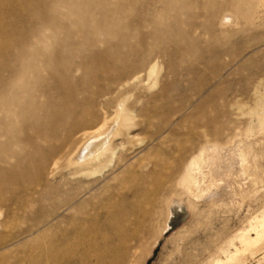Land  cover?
<instances>
[{
    "label": "rangeland",
    "instance_id": "1",
    "mask_svg": "<svg viewBox=\"0 0 264 264\" xmlns=\"http://www.w3.org/2000/svg\"><path fill=\"white\" fill-rule=\"evenodd\" d=\"M167 3V9L155 17L169 20L170 29L162 28L158 40L145 42L146 47L159 49L154 60L146 62L138 79L111 85L113 93L96 97L89 107L93 117L86 129H97L101 122L119 129L112 143L119 149L115 163L109 166L112 155L108 154L101 163L86 167L88 174L83 175V169L70 162L68 150H61V143L41 142L44 155L23 147L22 152L35 155L26 159L24 181L0 188V239L11 240L0 244V260L8 256L9 249L4 248L20 238L24 248L14 254L13 263L5 264L38 256L52 260L64 256L73 258L74 264H216L218 260L235 264L227 261L236 254L243 257L236 264H264L263 242L253 250L244 245L246 238L264 231V0ZM1 14L0 36H14L17 44L23 29L16 22L26 12L6 8ZM149 31L153 28L144 29ZM70 41L63 35L56 42ZM165 49L167 54H162ZM155 62L156 73L149 78ZM121 106L126 114L123 121L117 115ZM82 141L81 134L74 136L70 150L75 152ZM225 148L230 158L239 152L246 162L243 169L235 156L233 176H224L220 188L214 173L226 170ZM54 149L61 150L62 157L50 155ZM195 159L217 186V191L212 190L216 195H206L199 203L179 186ZM17 162L12 159L13 165ZM93 171L98 172L91 176ZM148 175L156 176L146 182L143 178ZM137 184L156 192L142 195L143 201L157 203L152 224L133 221L147 218L139 209L120 207L123 199L131 205L142 199L125 191ZM89 185L104 188L112 198L108 214L100 209L106 198L91 199L95 190L85 193ZM79 206L88 212L81 215L82 224L97 222L113 230L73 241L72 217ZM60 221L68 233L64 239L57 235L63 230L57 229ZM166 226L169 229L160 235ZM59 240L69 243L56 249Z\"/></svg>",
    "mask_w": 264,
    "mask_h": 264
},
{
    "label": "bare ground",
    "instance_id": "2",
    "mask_svg": "<svg viewBox=\"0 0 264 264\" xmlns=\"http://www.w3.org/2000/svg\"><path fill=\"white\" fill-rule=\"evenodd\" d=\"M167 1L1 0L0 19L4 17L1 13L6 8L26 12V16L19 17L16 22L23 29L21 36L16 40L17 44L14 36L7 37V39L0 36L1 189L18 186L24 181L22 170L26 167V159L28 157L31 159L34 154L22 152V149L24 146H28L36 150L38 154L44 155L46 150L41 142L61 143V150H68L67 157L73 165L79 167L78 169H83L81 171L83 175L88 174L85 171L86 167L101 163L102 158L108 154L112 155L109 166L115 163L114 159L119 149L113 148L112 143L114 138L119 135L117 131L119 129L113 128L108 122H101L97 129H86L93 117L89 107L96 97L106 98L112 94L111 85L123 86V82L128 83L138 79L136 76L141 73L146 62L151 63V60H154L153 56L159 49L154 46L146 47L145 42L148 39L158 40V32L162 28L170 29L169 20L160 21L155 17V13L167 9ZM227 20L229 18L224 20L225 23L229 22ZM6 21L4 19V23ZM149 27L153 28V31L144 32V29H149ZM46 31L50 32L49 36L45 34ZM34 35L37 36V39L33 38ZM63 35L71 37V41L56 42ZM9 41H11L10 44L6 43ZM50 41L53 43L51 44ZM167 51V49L160 50L162 54H167ZM156 70L157 63L155 62L149 68L148 77L154 76ZM117 115L122 121L126 118L123 106L119 107ZM259 118L261 119V117ZM79 123L85 126L82 127L83 130H81L82 128L79 130ZM18 124H20L19 128ZM60 132L64 136H59ZM78 134H81L83 141L80 143L81 147L72 152L70 142ZM226 149L222 150L224 153L222 164L226 170L214 173L215 180L221 184L220 188H223L225 177L233 176L235 169L231 168L235 167L232 165L237 164L232 162L236 155L230 158V151L229 153L228 151L227 153L223 152ZM61 150L54 149L50 155L62 157ZM73 153L74 155H72ZM236 157L234 161L238 160L239 166L244 169L246 162L244 157L239 152ZM13 158L18 159L15 165L12 164ZM217 167L219 168V166ZM95 169H101L98 170L99 172L102 171L100 167ZM202 170L200 161L195 159L186 174L179 180L180 188L191 194L195 203H199L200 199L206 195L209 198L217 194L215 191L212 193L213 189L217 191V186L209 181L211 176H204ZM98 171L91 172V176L96 175ZM155 176H144L143 180L146 182L154 180ZM139 186L138 184L128 186L125 191L133 192L136 195L135 198L138 195V198L142 197V199L133 205L123 199L120 207L125 210L132 208V211L139 209L147 215V218L133 219V221L141 220L144 223L152 224L157 217V203L143 201L144 196L142 195L152 193L155 196L156 192ZM92 190L95 188L89 185L85 193L89 194ZM94 192L91 199L98 196L100 199H107L100 209L103 208L107 211L104 213L108 214L107 204L112 198L107 197L108 192L104 188L98 187ZM133 196L132 194V198ZM78 197L81 199L80 194ZM167 205L170 204L167 203ZM85 212V215H88L84 206H79L73 214L72 225L76 226L75 231L71 233L73 241L90 238L95 233L113 230V228L110 229L109 226L100 225L97 222V224L93 223L94 225L88 226L84 225L85 223L82 224L81 215H84ZM94 219L96 218L94 217ZM57 225V229H63L57 235L64 239L68 236V233L64 231L65 222L60 221ZM53 226L54 224L52 228ZM168 229L169 226H166L161 230L160 235ZM20 239L10 244L6 249L4 248V250L9 249V252L8 256H4L5 259L0 260V264L13 263L14 254L23 251L24 248L21 245L23 239ZM0 240V244L3 246L11 241L5 237ZM261 242L264 243V231L257 233L255 238H246L244 245L246 249L253 250ZM68 243L59 240L57 246L54 245V247L58 249L67 246ZM242 258L241 254H236L227 262L235 261L236 264V261ZM60 261L64 264L76 263L73 258L64 256L61 259L53 260L43 259L40 256L23 258L19 263L58 264ZM216 264L224 263L222 260H218Z\"/></svg>",
    "mask_w": 264,
    "mask_h": 264
}]
</instances>
